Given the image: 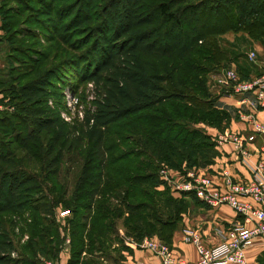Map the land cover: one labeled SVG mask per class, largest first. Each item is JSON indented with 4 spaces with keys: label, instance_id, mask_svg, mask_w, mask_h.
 <instances>
[{
    "label": "trees",
    "instance_id": "16d2710c",
    "mask_svg": "<svg viewBox=\"0 0 264 264\" xmlns=\"http://www.w3.org/2000/svg\"><path fill=\"white\" fill-rule=\"evenodd\" d=\"M257 1L0 0V30L4 34L0 49H4L2 60L7 65L0 66V94L18 100L15 111L0 110V264H37L39 252L57 257L64 241L55 220L59 204L73 214L68 230L63 228L70 236L67 264H89L84 255L106 243L110 246L113 240L120 241L121 251L126 249L124 237L118 233L121 221L126 237L138 241L152 235L172 244L174 232L189 213L190 205L185 202L189 199L157 192V185L153 191L138 184L149 181L155 185L161 162L185 172L212 164L219 154L196 124L220 128L231 115L206 88L204 76L232 62L243 78L257 69L245 52L232 50L234 45L229 43L222 47L219 39L228 32L243 31L264 49V21L254 10ZM9 2L18 7H9ZM231 7L236 13L227 9ZM22 15V21L14 19ZM51 26L67 39L43 33L44 29L50 32ZM38 34L40 38H36ZM21 38H33L42 49L20 45ZM203 46L211 50L203 62L212 65L189 63V67H181V62L191 60ZM21 57L31 59L33 72L13 73L16 68L8 65L9 60L19 62ZM82 83H91L90 105L81 121L67 123L48 102L52 99L55 106L62 105V87L69 85L77 91ZM174 101L183 103V108L167 107L173 114H206L211 121H196L188 131H182L181 123L170 116L163 115L164 124L159 120L145 122L149 113L157 115L164 105H176ZM0 104H4L3 99ZM23 117L27 128L17 137L19 118ZM132 117L137 119L131 126L133 134L120 139L129 140V144L112 158L114 145L120 143L109 141V129L126 124ZM13 131L12 139L1 137ZM47 135L48 144L43 146L42 138ZM13 143L24 149L37 147L44 170L53 179L71 154L83 157L81 176L71 196L65 199V187L59 200H47L39 194L40 178L20 163ZM128 159L137 167L126 166ZM113 163L118 166L111 170ZM140 193L147 199L131 201ZM189 201L199 208L207 207L193 194ZM16 216L23 222L20 235H28L23 244L14 231ZM13 251L16 257L11 256ZM108 257L113 264L123 259L122 254ZM89 260L91 264L93 260ZM256 263L264 264V248Z\"/></svg>",
    "mask_w": 264,
    "mask_h": 264
},
{
    "label": "built area",
    "instance_id": "2783aa9c",
    "mask_svg": "<svg viewBox=\"0 0 264 264\" xmlns=\"http://www.w3.org/2000/svg\"><path fill=\"white\" fill-rule=\"evenodd\" d=\"M247 55L250 61L255 57L253 52ZM218 81V86L226 88L233 94L241 96L251 94L256 105L264 110V71L243 78L234 66L221 74ZM89 85L91 86V83ZM69 98L72 99L73 105L77 104L76 97L69 95ZM244 117L252 132L247 137V141L254 140L257 134H264V122L260 121L255 113H249ZM216 139L219 142L235 141L238 153L242 156L246 155L244 139L236 141L228 133L219 134ZM260 148L264 151V143ZM243 161L249 174L245 178L233 177L226 171L212 173L209 166L180 172L163 165L159 171L160 178L169 183L173 194L178 197L184 196L190 200L193 194L209 210H217L226 205L235 213L232 220L218 225L212 235L203 233L194 224L182 226L180 241L192 245L196 254L195 260L180 253L174 243L168 244L157 236H144L138 241L126 237L124 244L132 250L148 252L156 264H249L247 250L253 246L264 248V160L260 158L253 164ZM69 215L70 211L67 209L56 212L59 232L64 236L63 243L66 249L70 245V236L62 228H65L66 218ZM11 256L16 257V252H11ZM42 261V264H59L54 259ZM120 264L148 263L126 258Z\"/></svg>",
    "mask_w": 264,
    "mask_h": 264
},
{
    "label": "rangeland",
    "instance_id": "374dc122",
    "mask_svg": "<svg viewBox=\"0 0 264 264\" xmlns=\"http://www.w3.org/2000/svg\"><path fill=\"white\" fill-rule=\"evenodd\" d=\"M213 1H217L219 2V0H213ZM255 2V1H253ZM9 7H15L17 8L18 5L15 3H7ZM224 7V6H223ZM229 9L230 12H232L233 14L236 13V9L235 7H231V8H227ZM254 10L258 13H260V18L264 21V2L262 0H258L257 3L254 5ZM24 18V16L22 15L21 17L15 16L14 19H18L21 20ZM0 25H1V20H0ZM17 26L19 28L20 27V23L17 24ZM50 32H48V30L44 29L43 33H48L50 36L53 37V39H55V37L59 36V37H63L65 39H67L66 36H60L62 35L60 32H55L53 30V26L50 27ZM41 31V30H38ZM36 34V33H35ZM3 32L0 30V37L3 36ZM25 35V34H24ZM35 36H39L36 38H40V34L35 35ZM33 38L29 39H25V38H21L20 40V45H24V46H33L36 47L37 49H42L40 48V46H38L37 44H35V42H32ZM219 39H221L220 44L222 45V47H225V43H229L231 45H234V49L235 51H243L246 53V56L248 58V55L250 52H253L255 54V57L252 62L257 70H254V75L258 74L260 71L262 72L264 70V49L263 47L256 41L252 40L245 32L243 31H238L236 33L233 32H228L227 34L220 36ZM45 38L42 37L41 39V43L44 44L45 42ZM55 40H53V60L56 57V51H55ZM67 47V46H65ZM68 48V47H67ZM205 46L202 47L201 52H195L194 55L192 56L191 60L189 61H183L181 62V67L183 66L184 68L189 67V63H195L197 64L196 66H201L202 64H208V66L212 65L211 62L210 63H205L203 62V59L208 57L211 54V50H205ZM4 49H0V66H4L6 67V63L2 60V58L4 57ZM28 56V55H27ZM30 57V56H29ZM29 57H21V59L19 60V62H14L9 60L10 63H8V65L10 66H14L16 69L13 71L14 74L16 73H23L24 71L27 73L33 72L35 65L34 63H31V59H28ZM202 57V58H201ZM3 64V65H2ZM232 64H235L234 62L232 63H227V64H223L222 67H219L217 70L206 73L205 76L201 74V76L205 77V86L206 88H208L209 92L213 93V89L219 85L218 84V79L220 77L221 74H223L228 68H230V66H232ZM1 68V67H0ZM187 69H185L186 71ZM210 71V70H209ZM256 71V72H255ZM193 72V71H191ZM260 72V73H261ZM192 74V73H191ZM212 74H216L218 77H213ZM242 77V76H241ZM17 82H20L19 80ZM91 86L89 85V83H82L80 85V87L78 88L77 91H73L72 88L69 85H65L62 87L61 89V101H62V105H57L55 106L53 100L51 99V102H48V104L54 108H56V110L59 111V114L61 116V118L67 122V123H72V121H81V116H84V112L85 110L88 108V106L90 105V100H91ZM204 94V93H202ZM71 96H74L77 98V104L73 105V101L71 98H69ZM208 95V93L206 94ZM211 95L209 94V97ZM0 99H3L4 104H0V110H6L7 112H12L15 111L16 108H14V105H17L18 100L13 97V98H9L8 96H3L2 94H0ZM12 102H15V104ZM177 103L176 105L171 104L168 106H163L162 107V111L156 113L157 115H155V113H149L150 115H148V117L144 120L150 121V123H155V121L161 122L163 115L165 116H170L171 120H176L177 123H181V129L183 131V129H187V131L189 129H192L194 122L196 121H204L205 123H209L211 121V117L206 115V114H197V113H193L190 115L189 112L187 113H182L180 112L179 115H175L173 114V112L170 110L171 108H179L182 109L183 108V103H179L177 101H174V103ZM179 106V107H178ZM170 109H168V108ZM258 110L260 109L259 107L257 108ZM229 114L231 115L230 120L224 121L223 123H221L220 128L218 127H213L212 124H210V126L208 127H212L215 129L219 130L220 134H224L225 130L228 129L230 130V123H231V119L233 118H238L239 120L241 119L240 117L241 114L239 115L237 113V115L233 114V111L231 112L229 110ZM146 114V113H143ZM245 114V113H243ZM256 114V113H255ZM257 118L260 121H264V110L261 111L258 115H256ZM66 118V119H65ZM19 135H17V137L23 136L24 132L26 131L27 128V120L23 117V119L19 118ZM137 121L136 117H132V119H128L126 124L122 125H114L109 129V133H108V138L109 141L113 144H117L120 143V145H118L116 147V145H114V149H112V152L110 153V156L112 158H114L119 150L121 149L122 146H126V144H129V140L122 142V140H120L122 137H124L125 139H128V137H130L133 134V131L131 126L135 125V122ZM192 121V122H191ZM162 124L165 123V121L161 122ZM202 123V122H201ZM200 124V123H198ZM203 124V123H202ZM144 125V124H143ZM205 125V124H204ZM209 125V124H208ZM207 126V125H206ZM163 125L158 126V128H162ZM199 128H202V131H204L209 140H211V142L213 143V145L215 144V142L213 141V138H217L219 136V133H217L216 130L211 131L212 133H214L215 137L212 136V134H209V131L207 130V128H205L204 126H201ZM249 128V127H248ZM175 130H178V128H175ZM249 130V129H248ZM182 134H184V132H182ZM13 136H15V131H13L12 133H7L4 135H1V137L4 140H9V138H13ZM50 136H43L42 138V145L45 146L46 144H48V140H49ZM257 142L260 144L262 142H264V134H257ZM15 138V137H14ZM116 142V143H114ZM215 146V145H214ZM13 149H14V153L15 155L20 158V163L26 167H28L30 170H32L33 172L36 173V175L40 178L39 183H40V187H41V191L39 192V194H43L46 198L45 199H53V200H59L60 197V193H61V189L63 187H65L67 189V195L65 199H68L71 194H72V190L74 189V186L76 184V182L78 181L79 176H81V169L83 167V157L75 155V154H71L69 156V159L63 160L59 174L57 176V179H53V176L49 175L47 171L44 170V163L42 161V157L41 155L38 153L37 151V147L32 146L30 149H24L23 147H20L18 143H13L12 145ZM116 147V148H115ZM215 150V148H213ZM216 151V150H215ZM31 153V156H27L26 154ZM219 153V152H218ZM27 157V158H24ZM128 165H133L134 167H137L135 161H132L131 159H128L126 166ZM160 167H158L157 172H158V178L155 182V185H153L151 182L147 181L145 183H139L138 186H146L149 188V190H157V192H161V193H167V194H171L173 197L175 198H180L178 197L176 194H173L171 186L169 185V183L167 181H164L160 178L159 176V171L160 169L163 167V165H167L169 168L172 169H179L176 167H170L166 162H161ZM118 165H116L115 163H113L110 168L111 170H114ZM153 169V168H151ZM149 169V170H151ZM140 172H142V170H139ZM138 171V172H139ZM148 171V170H146ZM122 176V175H120ZM157 185V186H156ZM156 186V187H155ZM153 187V188H152ZM155 187V189H154ZM159 194V193H158ZM169 194V195H170ZM139 197H133L131 198V201H135L138 198L139 199H147L146 195L144 193H140L138 195ZM114 202H116L114 200ZM185 202H188L190 205L189 207V213H187V216L194 218L197 217L199 215H202L203 220H206L208 217V214L206 212H204L203 210H200V208L198 206H195L193 204L192 201H187L185 200ZM60 210H69L68 208L64 207L63 205L59 204L57 206ZM219 210V209H217ZM57 208H56V212H57ZM70 211V210H69ZM55 212V213H56ZM145 212V211H144ZM147 213V211L145 212ZM73 217V214L70 212V215L66 218V225L64 226L66 230H68L69 228V219ZM123 217H125L123 215ZM199 220V219H198ZM202 221V220H200ZM118 233L120 234V237H126L124 235V230H125V225L123 224V222L121 221L120 223L118 222ZM152 236V235H150ZM120 241L119 240H113L112 243H110V246L107 247V243L104 245V247H101V249H93L91 252L88 253V255H84V258H86L87 263L90 264V260L92 259L93 262H97L98 264H113L112 259H110L109 254L113 255V256H119L121 253V245H120ZM190 245V244H188ZM180 253H183L184 255L186 254V251L184 249H180V248H176ZM91 264H94V263ZM252 264H258L256 263V258L254 260V262H252Z\"/></svg>",
    "mask_w": 264,
    "mask_h": 264
},
{
    "label": "crops",
    "instance_id": "0c3cea01",
    "mask_svg": "<svg viewBox=\"0 0 264 264\" xmlns=\"http://www.w3.org/2000/svg\"><path fill=\"white\" fill-rule=\"evenodd\" d=\"M234 66L235 65L232 64L230 68ZM253 75L254 72L249 74V76H253ZM212 76L216 78L218 77L216 74H212ZM213 91H214L213 94L217 96V103L221 107L227 108L231 112L233 111L234 115H237V113L239 115L241 114L242 117H240L241 118L240 120L238 118L231 119L230 130L226 129L225 133L231 134L236 141L238 140L241 141L242 139L245 140V142H243V146L244 149L246 150V155L242 156L241 154L238 153L235 141L227 140L226 142L223 141L219 142L217 141L216 138H213V141L215 142V149L219 152V154L214 158L213 163L208 165L209 166L208 168L211 170L212 173H219L220 171H226L229 175L236 178L248 177L249 175L248 169L246 167L245 161L243 160H246L251 164L255 163L260 158L264 160V151H262L260 148L264 142L259 144L257 142V137H255L254 140L252 141H247V137L251 135L252 132L248 128L250 127V125L248 122L245 121L246 118L244 116L249 113H256V115H258L261 111H263V109H259V110L257 109L258 106L256 105L255 100L251 94H246L244 96L236 95L226 90V88L220 86H217V88L215 87ZM200 125L207 128L209 134H212L213 137H215L214 136L215 134L212 133L211 131L216 130L217 133H219L218 129L208 127L202 123L196 124L197 127H200ZM218 209L219 210H209L207 207H200V210H203L208 214V217H206L207 219L203 220L202 215H199L194 218L185 215L182 226H184L185 224H194L203 233H208L212 235L214 233L215 228L218 225L226 224L227 221H230L235 217V213L226 205H223ZM57 210L60 209L57 207ZM55 212H56V208H55ZM15 220L17 224L14 228V231L16 235L19 236V242H20L19 244H23V242L28 239V235L25 232H23V234L20 235V227L22 226L23 222L21 218H19L18 216L15 217ZM55 220L58 223L56 214H55ZM182 226L177 231L174 232L172 243H174L178 248L184 249L186 251V255L190 259L195 260L196 254L192 245H188L180 241L182 236L181 233ZM262 249L263 248L253 246L247 250L249 264H252V262H254L256 256L262 251ZM121 253L123 255L122 260L126 258L129 259L134 258V259L143 260L148 264H156V261L146 251L132 250L129 247H127L126 249H123ZM69 257H70V245L66 249L65 244L62 243L60 245V250L56 258L48 257L44 253L39 252L37 254L36 259H37V264H42L43 259L45 260L54 259L59 264H67Z\"/></svg>",
    "mask_w": 264,
    "mask_h": 264
}]
</instances>
